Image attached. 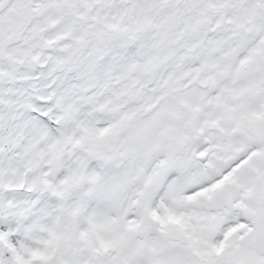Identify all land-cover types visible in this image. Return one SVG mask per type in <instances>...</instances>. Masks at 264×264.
<instances>
[{"label":"snow or ice","instance_id":"1","mask_svg":"<svg viewBox=\"0 0 264 264\" xmlns=\"http://www.w3.org/2000/svg\"><path fill=\"white\" fill-rule=\"evenodd\" d=\"M0 264H264V0H0Z\"/></svg>","mask_w":264,"mask_h":264}]
</instances>
